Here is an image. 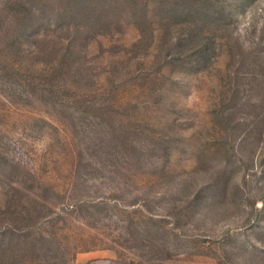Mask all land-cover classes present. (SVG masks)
Listing matches in <instances>:
<instances>
[{
    "label": "rangeland",
    "instance_id": "374dc122",
    "mask_svg": "<svg viewBox=\"0 0 264 264\" xmlns=\"http://www.w3.org/2000/svg\"><path fill=\"white\" fill-rule=\"evenodd\" d=\"M0 264H264V0H0Z\"/></svg>",
    "mask_w": 264,
    "mask_h": 264
}]
</instances>
